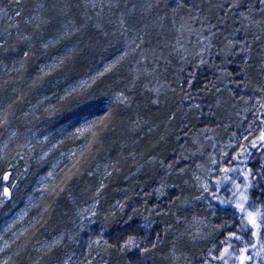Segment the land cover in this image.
I'll return each instance as SVG.
<instances>
[{
	"label": "trees",
	"instance_id": "obj_1",
	"mask_svg": "<svg viewBox=\"0 0 264 264\" xmlns=\"http://www.w3.org/2000/svg\"><path fill=\"white\" fill-rule=\"evenodd\" d=\"M70 2L72 14L67 17V22L75 31L88 9L84 7V0ZM209 2L222 3L223 0H196L208 17V23L203 28L216 24L219 15L215 7L208 10L206 5ZM37 3L38 0H25L23 10L29 12ZM0 6L5 9L15 7L9 6L7 0H0ZM164 9L165 5L162 3L161 12ZM200 19L203 20V17ZM8 24V19H0V31L7 29ZM192 26L202 27L199 23H193ZM239 26V21H230L229 27L224 31L231 32ZM23 28L22 25L21 31ZM248 30L250 33L257 32L258 26L253 24ZM57 32L58 26L44 35L46 39L52 40ZM251 39L249 35V40ZM213 43L216 50L222 47L219 41L214 40ZM126 47L125 39L106 37L89 28L54 43L47 50L35 46L33 55L22 72L0 71V105H13L16 118L12 121L10 131L18 133L11 145L10 159L14 167L7 164L0 166L3 168L0 177L3 172L12 173L9 181L0 179V189L5 185L10 191L7 201L0 203V247L5 242L10 245L5 252L0 253V264L9 258L10 264H33L35 260H40V264H52L55 255L65 257L71 255L73 250L79 254L84 245L99 235L113 241L123 233L136 232L144 224L145 217L156 222L157 231L166 230L161 250L147 264H169L165 258L167 242L184 233L194 218L203 222L199 228L207 235L225 216L222 208L209 210L206 203L195 201L194 197L199 193L191 186L192 173H186L181 179L177 171L181 165L188 167L190 164L181 157L191 155L197 147H201L199 136L204 127L227 137L231 136L232 131L242 132L241 122L247 115L246 106L233 93L238 92L245 100L249 95H255L250 91L237 89L235 84L229 82L222 69L231 70L234 65L223 63V57H217L215 52L208 57L209 65L199 68L193 61V55L185 52L169 57L167 68L161 67V82L168 87L160 91L159 109L150 104V98L155 99L156 94L145 91L150 88L148 81H137L135 68L131 64L122 63L118 65V70L101 77L97 81L99 86L93 85L89 91L94 90L96 95L111 94L127 87L135 104L122 113L118 130L107 137L101 150L85 165V169L90 168L93 174L82 175L70 182L71 198L64 193L55 194V187L61 182V173L69 163L61 154L83 147L80 140L68 138L75 127L79 126L77 113L82 104L76 101L81 98V90L78 89L77 94L64 100L59 98L64 96L65 90L102 72ZM70 49L72 56L62 67H47L54 65ZM24 50V45H20L19 55ZM17 58L15 54L11 57ZM4 64L8 65L9 59H5ZM41 68H45L47 74H41ZM190 73H195L200 81L209 84L208 90L202 95L199 94L202 84L197 86V90L188 89L184 84L190 78ZM10 81L14 83H9ZM131 82L135 83V88ZM213 85L218 86L220 92H215ZM256 86L253 81L246 88ZM187 91H191L193 97L190 101L185 97ZM196 103L204 108L202 116L196 115L193 108L187 107L188 104ZM169 110L176 117L171 122L166 119ZM25 113L29 115L25 116ZM135 119L141 120L139 127L132 123ZM182 119L191 127L183 138V143H180L177 135L184 127ZM220 124L230 126L228 132L218 127ZM45 136L49 138L47 143L43 142ZM161 136L166 137L167 141L162 142ZM61 140L62 144L49 151L46 158H41L52 143ZM192 140H197L198 144L193 146ZM17 152L23 156L22 160L15 158ZM169 164L173 165V169H168ZM53 171L55 175L48 177V173ZM46 177L48 178L45 179ZM102 180L105 187L100 193V204L93 209L96 215H93L90 211L93 208L92 197H95ZM162 185L165 187H161ZM158 188L165 195L156 193ZM149 193L155 194L148 195ZM118 203L124 205L122 210L116 206ZM157 207L161 210L158 216L153 212ZM212 211H215V215ZM129 216L133 217V221L129 222L130 227L123 223ZM196 230L191 229L193 232ZM61 236L65 238L63 249L45 255L47 245ZM75 240H79V244L74 243ZM209 243L210 238L198 242L178 240L177 247L179 252L192 260V264H197L201 251ZM109 260L111 264H124L120 253L110 256Z\"/></svg>",
	"mask_w": 264,
	"mask_h": 264
},
{
	"label": "snow or ice",
	"instance_id": "obj_2",
	"mask_svg": "<svg viewBox=\"0 0 264 264\" xmlns=\"http://www.w3.org/2000/svg\"><path fill=\"white\" fill-rule=\"evenodd\" d=\"M7 3L15 7L5 9L0 6V19L6 18L9 21L8 28L0 31V71L22 72L25 70L26 62L31 59L35 46L47 50L54 46V43L89 28L95 29L97 34L119 37L127 41V47L122 54L102 72L90 76L89 80L81 81L70 90H65L64 96L59 98L64 100L77 94L78 89L81 90L79 93L81 98L76 101L82 104L80 112L77 113L79 126L75 127V131L68 138L73 141L80 140L83 147L61 154L69 163L61 173L60 184L55 187L56 195L64 193L71 198L70 182L79 179L82 175L93 174L90 168L85 169V165L101 150L107 137L118 130L122 113L130 110L135 104V100L131 98L132 93L127 87L111 94L96 95L94 90L89 91L93 85L99 86L97 81L101 77L118 70V65L127 61L141 66L142 71L137 79L143 76L151 83L153 79L163 76L161 67L167 68L169 57L174 54L182 55L187 50L183 47L180 38L190 34L202 37L197 39L198 50L193 54L197 68L208 66V57L214 52L217 57H223V63L234 65L231 70L222 69L229 82L235 84L237 89L255 93L249 95L246 100L243 96H239L238 92L233 93V96H238L246 106L247 115L241 122L243 131H232L231 138L226 144L220 145L218 141L212 143L210 147L215 149V152H206L202 147H197L191 155L181 157L182 160L190 162L189 166L181 165L177 170L181 179L186 173H192L191 186L199 193L194 197L195 201H206L209 210L222 208L225 216L207 235L199 228L203 222L194 218L193 223L185 228L184 233L167 242L165 258L169 264H192L191 259L179 252L177 241L198 242L210 238V243L201 251L197 264H264V0L209 2L206 5L208 10L211 11L215 7L219 15L217 23L207 28H203V25L208 23V17L196 0H170V2L168 0H84V7L88 11L83 14L80 26L75 28V31L67 22V17L72 14L70 0L63 2L38 0L36 7L29 12L23 10L25 0H7ZM162 3L165 5L163 12H161ZM201 17L203 20L200 19ZM230 21L233 23L239 21L240 26L226 33L224 30L229 27ZM193 23H199L202 27L193 28ZM253 24L258 26V31L250 33L248 29ZM22 25L23 31H21ZM57 26L58 32L54 39H46L44 33ZM249 35L252 37L251 40ZM214 40L222 44L219 50H216ZM20 45H24L26 49L22 55H19ZM14 54L18 56L17 59H11ZM71 56L70 49L64 57L58 58L54 65L47 67H62ZM5 59H9L8 65L4 64ZM148 68L152 70L148 71ZM40 72L47 74L45 68H41ZM253 81L257 86L246 88V85ZM131 83L135 88V83ZM184 84L191 90H197V86L202 84L199 92L201 95L209 88V84L200 81L195 73H190V78L185 80ZM162 87L164 85L145 89L147 93L156 94L155 99L150 98V104L157 109L161 104L159 94ZM213 88L215 92H220L218 86L213 85ZM185 97L189 101L192 100L191 91H187ZM187 107L193 108L196 115L202 116L204 113L200 103L188 104ZM27 115L29 114L25 113V116ZM14 118L16 113L12 104L7 107L0 105V166L7 164L9 167H14L10 159L11 145L18 137L17 132L10 131ZM174 118H176L175 113L169 110L166 119L171 122ZM132 123L139 127L141 120L135 119ZM181 123L184 127L179 130L177 139L183 143V138L191 125L183 119ZM218 127L228 132L230 126L225 127L220 124ZM209 131L214 129L204 127L205 134ZM48 140L47 136L43 138L44 143ZM160 140L166 142L167 138L161 136ZM62 143L63 140L52 143L48 151L42 153L41 158H46L49 151L56 149L58 144ZM191 144L196 146L198 141L192 140ZM15 158L22 160L23 156L17 152ZM168 169H173V165L169 164ZM0 171H3L2 167ZM205 174L207 178H204ZM53 175H55L54 171L48 173V177ZM11 176L12 173L3 172L0 179L9 181ZM104 187L102 180L95 197H92L93 208L90 211L93 215H96L93 209L100 204V193ZM156 193L160 196L165 195L160 188L156 189ZM9 195V187H4L0 192L2 197ZM116 206L121 210L124 207L119 203ZM153 212L157 216L161 214L158 207L154 208ZM212 214L215 215V211H212ZM144 220V224L139 226L136 232L123 233L113 241L99 235L95 240L84 245L79 254L73 250L71 255L65 257L55 255L52 264H111L109 257L115 253L121 254V261L124 264H147L153 255L161 250V245L165 242L166 230L157 231L155 221L149 220L148 217ZM131 221L133 217L129 216L123 223L130 227ZM177 222L179 223L178 218ZM192 228L197 230L193 232ZM73 242L79 244V240ZM64 243L65 238L59 237L47 245L44 254H54L62 250ZM8 248L10 245L5 242L4 246L0 247V253ZM10 260L11 258L3 260L2 264H10ZM33 264H40V260H35Z\"/></svg>",
	"mask_w": 264,
	"mask_h": 264
},
{
	"label": "rangeland",
	"instance_id": "obj_3",
	"mask_svg": "<svg viewBox=\"0 0 264 264\" xmlns=\"http://www.w3.org/2000/svg\"><path fill=\"white\" fill-rule=\"evenodd\" d=\"M180 39L182 40L183 47L187 49L184 52L186 54L193 55L194 52L198 50V47H197V39H202V37H198L195 34H190V35H185V36L181 37ZM165 55L167 56V53H165ZM175 55H177V54H175ZM122 63H129V62L126 61V62H122ZM129 64H131L135 68V71H136L135 76H136V80L137 81H142V80H145L146 81L147 80L143 76H140V78L137 79L138 74L142 71L140 65H137L134 62L133 63H129ZM147 70L148 71H151L152 69L151 68H148ZM161 79H162L161 77H157L156 79H153L151 81V83H149V80H147L148 83H149V87H158L160 85H164V87H162L161 90L167 89L168 85L166 83H164V82H161ZM206 137H210L211 139H208ZM199 138H200L199 141H200V145L202 147V150H204L206 152H215L216 150L213 149V148H211L210 145L212 143H214V142H217V141L219 142L220 145L226 144V143H228V141L231 138V136L230 137H227V136L218 134V133H216L214 131H209L207 134H205L204 131H202V133L199 136ZM204 178H207V174H205V177ZM4 187H7V186L3 185L2 186V190L0 189L1 192L3 191V188ZM15 187H16V185H15ZM6 198H8V197H2V196H0V203L1 204L5 203L7 201ZM204 203L207 204L206 201ZM17 207L18 206H16V208ZM13 228L15 229L16 226H13Z\"/></svg>",
	"mask_w": 264,
	"mask_h": 264
}]
</instances>
